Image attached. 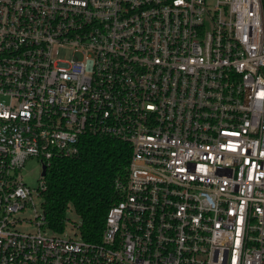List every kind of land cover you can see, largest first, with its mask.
Segmentation results:
<instances>
[{
	"label": "built area",
	"instance_id": "obj_1",
	"mask_svg": "<svg viewBox=\"0 0 264 264\" xmlns=\"http://www.w3.org/2000/svg\"><path fill=\"white\" fill-rule=\"evenodd\" d=\"M87 135L132 150L101 241L20 232ZM0 264H264V0H0Z\"/></svg>",
	"mask_w": 264,
	"mask_h": 264
},
{
	"label": "trees",
	"instance_id": "obj_2",
	"mask_svg": "<svg viewBox=\"0 0 264 264\" xmlns=\"http://www.w3.org/2000/svg\"><path fill=\"white\" fill-rule=\"evenodd\" d=\"M131 157L129 144L87 135L81 139L78 157L55 159L45 178L47 189L41 193L48 228L62 233L73 207L81 219L83 239L99 243L109 212L119 200L115 182L127 177Z\"/></svg>",
	"mask_w": 264,
	"mask_h": 264
},
{
	"label": "rangeland",
	"instance_id": "obj_3",
	"mask_svg": "<svg viewBox=\"0 0 264 264\" xmlns=\"http://www.w3.org/2000/svg\"><path fill=\"white\" fill-rule=\"evenodd\" d=\"M42 174V165L38 162L37 159H30L25 168L22 171L24 181L32 188L37 189L40 184V178ZM34 206L30 207L25 212L19 214L21 219H26L28 222L18 225L17 229L20 232L24 233H37L38 228L35 224L37 217L42 216V198L34 195ZM67 227L65 229L64 235L77 239L80 237V230L78 226L81 224L80 217L76 214L74 208L72 207L67 213ZM48 233H51V230H48Z\"/></svg>",
	"mask_w": 264,
	"mask_h": 264
},
{
	"label": "water",
	"instance_id": "obj_4",
	"mask_svg": "<svg viewBox=\"0 0 264 264\" xmlns=\"http://www.w3.org/2000/svg\"><path fill=\"white\" fill-rule=\"evenodd\" d=\"M47 173H48V168L46 166H43V168H42V176L46 177Z\"/></svg>",
	"mask_w": 264,
	"mask_h": 264
}]
</instances>
